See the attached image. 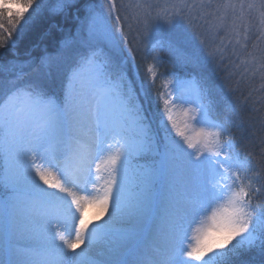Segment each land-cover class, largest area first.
Returning <instances> with one entry per match:
<instances>
[{
	"label": "snow or ice",
	"instance_id": "obj_1",
	"mask_svg": "<svg viewBox=\"0 0 264 264\" xmlns=\"http://www.w3.org/2000/svg\"><path fill=\"white\" fill-rule=\"evenodd\" d=\"M77 3L0 0V264H234L251 251L264 264V150L241 154L205 74L231 47L264 81V48L248 47L264 39V0H88L54 54L19 59L32 29ZM205 25L219 37L207 57ZM133 32L148 83L128 67ZM89 206L107 219L90 227Z\"/></svg>",
	"mask_w": 264,
	"mask_h": 264
},
{
	"label": "trees",
	"instance_id": "obj_2",
	"mask_svg": "<svg viewBox=\"0 0 264 264\" xmlns=\"http://www.w3.org/2000/svg\"><path fill=\"white\" fill-rule=\"evenodd\" d=\"M86 1L88 0H80L66 16L45 19L32 29L19 45V59H26L25 53L28 50H32L34 56L45 50L49 54H54L61 40L76 29L78 24L76 8L81 9L79 15L82 18V7ZM44 33L47 34L42 35ZM253 45L264 48L259 42L253 40L248 44L249 50H252ZM204 50L203 54L207 57L208 50ZM226 50L223 56H218L215 60L210 59L205 65V74L210 81L212 99L216 102L221 118L224 115L233 114L238 125L233 129V135L239 144L241 154L253 153L258 158L264 150V87H262L264 81L258 76L253 78L250 74H245L243 65L239 67L237 64L233 65L231 47ZM144 63V54H135V61L129 65L137 83L141 79L148 83ZM160 72H175L183 77L185 69L166 62L160 68ZM57 91H59L58 88ZM154 96L155 93H153ZM241 257H244L247 264H261L262 258L255 251L242 253L237 257L238 260H235V257L234 264H244L239 260Z\"/></svg>",
	"mask_w": 264,
	"mask_h": 264
},
{
	"label": "rangeland",
	"instance_id": "obj_3",
	"mask_svg": "<svg viewBox=\"0 0 264 264\" xmlns=\"http://www.w3.org/2000/svg\"><path fill=\"white\" fill-rule=\"evenodd\" d=\"M80 0H78V2H79ZM86 2H88V1H86ZM93 2H95V3H100L101 2V0H95V1H93ZM117 2H118V4L119 3H123V4H128V3H130L131 2V0H117ZM161 2H163V0H161ZM254 23H257L256 21H254ZM201 24H203V22H201ZM75 30L76 29H73L72 30V33H68L67 34V36H69V35H71V34H74L75 33ZM198 31H199V33H201L202 35H203V38L205 39V42H206V45L205 46H202V48H203V50L205 49V48H207V49H205V50H210L211 48H213V47H215L217 44H219V37H217V36H214L213 34H211V33H209L208 31H206V25L205 26H202V27H200L199 29H198ZM134 36H135V32H133V33H131L130 35H129V41H130V46L133 48V55H135V54H144L142 51H140V52H137L136 51V42H135V40H134ZM253 40H256V39H250L249 40V42H251V41H253ZM257 41V40H256ZM249 42H248V44H249ZM257 42H259L263 47H264V39H261V40H259V41H257ZM197 43H199V41L197 40ZM204 50V51H205ZM227 51V50H226ZM226 51H224V52H226ZM208 53V52H207ZM125 56L126 57H128V54H127V52H125ZM231 63L233 64V65H235V64H238L239 62L236 60V58L232 55V53H231ZM131 64H133V61L131 60V57H128V67H129V65H131ZM137 78V77H136ZM174 118L177 120V122L179 123V124H181V125H183V123L185 122V120H186V117H184V115H183V113L179 110V109H177V110H175V112H174ZM235 260H238V258L236 257L235 258ZM239 260L240 261H242V263L243 262H245L244 261V257H241V258H239Z\"/></svg>",
	"mask_w": 264,
	"mask_h": 264
},
{
	"label": "bare ground",
	"instance_id": "obj_4",
	"mask_svg": "<svg viewBox=\"0 0 264 264\" xmlns=\"http://www.w3.org/2000/svg\"><path fill=\"white\" fill-rule=\"evenodd\" d=\"M101 210L94 207V206H89L86 210V220L91 221V224L89 225L90 227L94 226L96 223H103L104 219H107V214H105L100 220H96L95 217ZM83 248V246H81ZM80 249H78L79 251Z\"/></svg>",
	"mask_w": 264,
	"mask_h": 264
}]
</instances>
